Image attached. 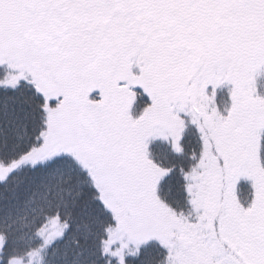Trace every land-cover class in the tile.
Listing matches in <instances>:
<instances>
[{"label": "snow or ice", "instance_id": "snow-or-ice-1", "mask_svg": "<svg viewBox=\"0 0 264 264\" xmlns=\"http://www.w3.org/2000/svg\"><path fill=\"white\" fill-rule=\"evenodd\" d=\"M0 264H264V0H0Z\"/></svg>", "mask_w": 264, "mask_h": 264}]
</instances>
